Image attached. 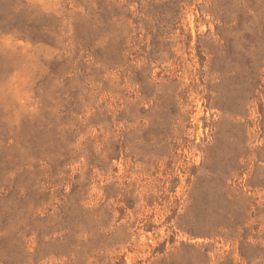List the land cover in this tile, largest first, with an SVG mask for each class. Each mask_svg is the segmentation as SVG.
I'll return each mask as SVG.
<instances>
[{
    "label": "rangeland",
    "instance_id": "obj_1",
    "mask_svg": "<svg viewBox=\"0 0 264 264\" xmlns=\"http://www.w3.org/2000/svg\"><path fill=\"white\" fill-rule=\"evenodd\" d=\"M0 264H264V0H0Z\"/></svg>",
    "mask_w": 264,
    "mask_h": 264
}]
</instances>
